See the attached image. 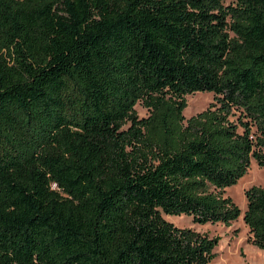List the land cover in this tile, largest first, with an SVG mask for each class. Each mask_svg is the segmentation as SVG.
<instances>
[{"label": "trees", "instance_id": "16d2710c", "mask_svg": "<svg viewBox=\"0 0 264 264\" xmlns=\"http://www.w3.org/2000/svg\"><path fill=\"white\" fill-rule=\"evenodd\" d=\"M252 162L264 0H0V264H209L219 238L165 217L229 227ZM243 194L264 250V189Z\"/></svg>", "mask_w": 264, "mask_h": 264}, {"label": "rangeland", "instance_id": "374dc122", "mask_svg": "<svg viewBox=\"0 0 264 264\" xmlns=\"http://www.w3.org/2000/svg\"><path fill=\"white\" fill-rule=\"evenodd\" d=\"M187 107L183 111L185 119L205 110L213 102L211 93H196L185 97ZM135 112L138 117H146L147 111L137 104ZM264 189V170L259 169L252 162L247 173L237 183L225 190L226 196L240 209L241 214L236 222L229 227L223 225H192L191 219L185 215L167 216L165 219L179 228H189L210 238H219L214 250L215 259L209 264H264V250L258 249L248 242L247 229L243 224L242 216L246 207L244 191L250 187Z\"/></svg>", "mask_w": 264, "mask_h": 264}]
</instances>
